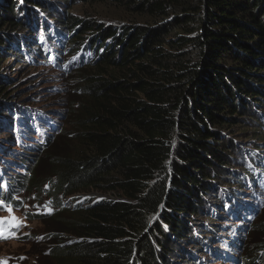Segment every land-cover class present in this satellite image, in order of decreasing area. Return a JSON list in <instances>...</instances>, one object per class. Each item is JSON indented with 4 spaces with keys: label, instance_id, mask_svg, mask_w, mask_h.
I'll return each mask as SVG.
<instances>
[{
    "label": "trees",
    "instance_id": "trees-1",
    "mask_svg": "<svg viewBox=\"0 0 264 264\" xmlns=\"http://www.w3.org/2000/svg\"><path fill=\"white\" fill-rule=\"evenodd\" d=\"M104 4L129 24L75 16ZM27 42H38L53 66L75 68L71 117L42 142L23 132L25 106H9L10 79L0 75V127L18 119L8 125L24 172L3 169L0 201L23 209L30 203L22 193L45 195L26 219L48 225L47 264H169L166 244L183 237L184 264H196L194 253L205 259L207 233L189 224L225 183L220 170L237 161L232 130L264 105V0H0V69ZM2 150L13 156L0 143ZM238 168L252 178L245 162ZM89 190L119 199L65 203ZM215 206L224 210L221 196ZM263 211L264 198L241 239L239 264H264ZM206 217L214 226L216 217Z\"/></svg>",
    "mask_w": 264,
    "mask_h": 264
},
{
    "label": "rangeland",
    "instance_id": "rangeland-1",
    "mask_svg": "<svg viewBox=\"0 0 264 264\" xmlns=\"http://www.w3.org/2000/svg\"><path fill=\"white\" fill-rule=\"evenodd\" d=\"M86 11L85 14L82 12H78L75 14L77 17L88 18L89 21H96L101 24H111L117 25L122 23L123 25L129 24L128 16H125L120 10H116L109 5H101L96 8H84ZM89 10H91L89 12ZM50 17L54 20H58L57 15L49 12ZM56 16V17H55ZM54 25L52 24V27ZM58 28L60 26L56 25ZM63 31V28L60 27ZM25 35H29L33 33H27L22 31ZM85 39L89 37L87 35L84 36ZM38 38V37H37ZM39 40V39H38ZM27 42L26 47H28V51L26 53H21L26 47L23 49H18L15 54H7L4 57V61H2L0 75L8 77L10 79V83L8 87H11L7 90V100L9 106H13V108H18L19 106H25V109L22 110L23 114H19L21 120V127L26 136L30 135V126L32 127V122L43 116V119H49L52 123H56L58 127L61 124L62 126L59 130L66 127V122L71 117L69 103L73 100L71 95V88L76 84L74 69L69 72L64 71V69H60L57 66H53L48 63L46 59V53L44 50L39 48V43H31ZM60 49V48H59ZM64 51H67L64 49ZM66 58H69V54L65 55ZM67 59H63L61 62L63 63ZM10 91V92H9ZM31 113V114H30ZM13 124H17L14 121H18L17 118L13 116L11 119L4 120L3 125L0 127V143L4 144L8 147L14 157H7L4 152L0 154V159L6 161V166L15 170V174L24 173L21 171L20 166L15 164L20 161V156H18L15 152L20 149L14 147V140L16 138L15 135L9 130L8 122ZM239 126L232 130V134L230 135L229 140L231 143L239 142L238 148L234 147L230 148L231 153H238L237 161L234 163V167L231 169L232 171H228L226 169H218L216 166L213 170H220L222 175V181L225 182L222 186H219V190L213 194H208L205 200L201 203L200 209H202L198 216L194 217V219L190 222L189 226L192 231L194 230L195 234L201 233V231H206L208 235V240H211V235L214 234L211 228H214L218 232L220 231L221 225L225 222L221 220H216L214 218L215 225H209V220L207 215H213L216 213L211 206L215 205L217 207L219 205V196H223L225 190L230 187V183L234 182H243L241 177V170L238 168L239 164L243 165L244 158L247 154H249L254 147L262 146L264 147V143L260 142L259 139L262 138L264 140V105L258 109L255 116L251 117V120L239 119ZM43 124V123H42ZM241 125V127H240ZM47 129V126H45ZM14 128V126H13ZM15 132V130H14ZM56 133L55 135H57ZM40 134L36 135L34 142H38V137ZM58 136V135H57ZM55 137V136H54ZM18 139L16 140L17 143ZM242 148H244V152L248 150L247 153L241 156ZM247 149V150H246ZM229 150V149H228ZM227 152V158L229 159V152ZM232 161V160H231ZM25 199V204L30 203L25 206L23 209L17 208L13 209L12 212L9 213L5 209L4 213L0 212V218H6L10 216H15L18 218L19 224L22 226V230L18 236H7L8 238H3L8 235V231L6 230L5 221L0 223V264H47L48 260L46 258L47 254V246L48 242H45V238H47V232L45 229L48 225L41 223L38 220L26 219V213L30 209L40 210L41 209L36 206H42L44 200L46 199L45 195L40 197L39 201L37 198L33 197V194H30V197L25 192L22 193L21 196ZM77 198V199H76ZM105 199L118 200L119 198L112 193H100L96 191L89 190L88 193L83 192L79 193V195H75L66 200V204L68 205H76L78 203L88 204L89 202H101ZM64 202V201H63ZM214 207V208H215ZM264 211L262 212V214ZM262 214L259 216L257 221L260 219ZM223 216L228 218L227 214L224 213ZM214 217H216L214 215ZM256 221V222H257ZM255 222V223H256ZM11 225V224H9ZM236 225V224H235ZM21 235H26L25 237H21ZM198 235L192 237V242H197ZM251 236V234H250ZM249 236V237H250ZM40 237H43L42 239ZM249 239V238H248ZM187 242V238L183 237L180 242L166 244V250H171V254L169 258L171 259L169 264H184L185 262L182 260V255H186L184 252V246ZM248 242V240H247ZM246 242V243H247ZM193 243V244H194ZM213 244H216L213 242ZM185 259V258H184ZM210 259L213 257L210 256ZM179 262V263H177ZM55 264V262H53Z\"/></svg>",
    "mask_w": 264,
    "mask_h": 264
},
{
    "label": "snow or ice",
    "instance_id": "snow-or-ice-1",
    "mask_svg": "<svg viewBox=\"0 0 264 264\" xmlns=\"http://www.w3.org/2000/svg\"><path fill=\"white\" fill-rule=\"evenodd\" d=\"M0 207H3V202L2 201H0ZM6 210L9 211V213L12 212V208L10 206L7 207ZM6 220H10V221L14 222L17 226H19L18 218H16L14 215L10 216V217H7V218H0V223L4 222ZM3 238H8V237L4 236ZM40 238L42 239L43 237H40Z\"/></svg>",
    "mask_w": 264,
    "mask_h": 264
}]
</instances>
